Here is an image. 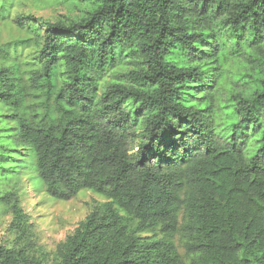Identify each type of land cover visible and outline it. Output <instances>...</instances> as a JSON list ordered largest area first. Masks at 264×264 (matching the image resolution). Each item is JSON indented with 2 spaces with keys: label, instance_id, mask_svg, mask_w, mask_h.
Masks as SVG:
<instances>
[{
  "label": "trees",
  "instance_id": "1",
  "mask_svg": "<svg viewBox=\"0 0 264 264\" xmlns=\"http://www.w3.org/2000/svg\"><path fill=\"white\" fill-rule=\"evenodd\" d=\"M64 1L0 52L1 170L105 202L51 263L14 204L0 264H264V0Z\"/></svg>",
  "mask_w": 264,
  "mask_h": 264
},
{
  "label": "rangeland",
  "instance_id": "2",
  "mask_svg": "<svg viewBox=\"0 0 264 264\" xmlns=\"http://www.w3.org/2000/svg\"><path fill=\"white\" fill-rule=\"evenodd\" d=\"M90 7V3H68L64 0H14L9 18L0 20V52L23 38L16 23L18 17L32 15L44 22H72L85 17ZM228 79L231 81L232 76L229 75ZM221 88L228 89L227 85ZM222 93L227 95L224 90ZM0 127L3 128L4 125ZM14 155L24 159L21 147L16 148ZM20 163L17 162L18 165ZM8 167L9 165H4V168ZM1 168L3 165H0V196L11 193L13 197L10 204L2 203L0 206V247L11 248L22 243L19 233L12 228V206L17 204L30 220V233L33 236L31 251L47 263L52 262L60 245L74 233L97 204L105 202L100 196L88 191L80 193L70 201H58L47 192H36L30 185L29 176L20 174L15 177L10 173L3 174ZM12 177L15 179L8 182L7 179Z\"/></svg>",
  "mask_w": 264,
  "mask_h": 264
}]
</instances>
